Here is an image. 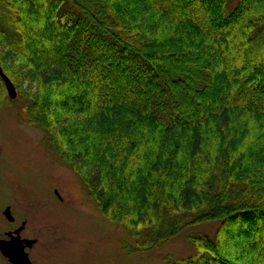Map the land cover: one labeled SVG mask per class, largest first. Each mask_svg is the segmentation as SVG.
Masks as SVG:
<instances>
[{
    "label": "trees",
    "instance_id": "16d2710c",
    "mask_svg": "<svg viewBox=\"0 0 264 264\" xmlns=\"http://www.w3.org/2000/svg\"><path fill=\"white\" fill-rule=\"evenodd\" d=\"M226 2L0 0L24 121L102 214L140 249L220 222L167 264H264V0Z\"/></svg>",
    "mask_w": 264,
    "mask_h": 264
},
{
    "label": "rangeland",
    "instance_id": "374dc122",
    "mask_svg": "<svg viewBox=\"0 0 264 264\" xmlns=\"http://www.w3.org/2000/svg\"><path fill=\"white\" fill-rule=\"evenodd\" d=\"M237 0H227L230 13ZM17 76V96L10 99L0 85V229L21 221L38 237L30 250L33 264H167L191 256L188 236L213 237L219 221L184 228L170 240L139 248L130 229L107 219L97 208L80 178L64 163L39 127L26 124L19 93L27 88ZM10 207L14 221L3 214ZM2 232V231H1ZM0 264H10L0 254Z\"/></svg>",
    "mask_w": 264,
    "mask_h": 264
},
{
    "label": "water",
    "instance_id": "95a60500",
    "mask_svg": "<svg viewBox=\"0 0 264 264\" xmlns=\"http://www.w3.org/2000/svg\"><path fill=\"white\" fill-rule=\"evenodd\" d=\"M0 79L4 84L7 96L10 99H15L17 96L16 89L9 77L3 72L0 66ZM3 214L8 219H12L9 207H6ZM19 243V244H18ZM0 253L7 258L11 264H32L27 253L23 250L20 241L10 240L5 241L0 239Z\"/></svg>",
    "mask_w": 264,
    "mask_h": 264
},
{
    "label": "flooded vegetation",
    "instance_id": "af4514ba",
    "mask_svg": "<svg viewBox=\"0 0 264 264\" xmlns=\"http://www.w3.org/2000/svg\"><path fill=\"white\" fill-rule=\"evenodd\" d=\"M7 207H9V206H7ZM9 209H10V207H9ZM10 214H11V212H10ZM11 216H12V219H8L5 216L4 217L9 222H13L15 218L12 214H11ZM25 226H26V222L21 221L20 224L13 229H0V239H3L5 241H10V240L20 241L23 250L27 253L30 262L33 264L32 258H30L28 251H30L37 244L38 237H35V236H32L31 234H29L28 229H25ZM5 259L7 260V258H5Z\"/></svg>",
    "mask_w": 264,
    "mask_h": 264
}]
</instances>
